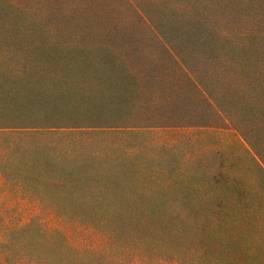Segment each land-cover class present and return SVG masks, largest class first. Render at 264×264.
I'll use <instances>...</instances> for the list:
<instances>
[{
	"label": "rangeland",
	"instance_id": "374dc122",
	"mask_svg": "<svg viewBox=\"0 0 264 264\" xmlns=\"http://www.w3.org/2000/svg\"><path fill=\"white\" fill-rule=\"evenodd\" d=\"M66 107L108 117L90 148L162 195L135 215L154 206L179 231L125 243L126 264H264V0H0V112ZM226 177L237 216L251 207L257 222L203 223L217 203L202 194ZM45 207L0 177V227L37 220L78 249L102 245Z\"/></svg>",
	"mask_w": 264,
	"mask_h": 264
},
{
	"label": "trees",
	"instance_id": "16d2710c",
	"mask_svg": "<svg viewBox=\"0 0 264 264\" xmlns=\"http://www.w3.org/2000/svg\"><path fill=\"white\" fill-rule=\"evenodd\" d=\"M93 112L73 107L0 112V177L5 185L33 197L51 213L76 218V223L102 239L101 246L78 249L60 228L45 227L37 220L0 227V264H126L129 254L118 251L125 243L140 244L137 237L143 239L148 233L160 241L166 238L172 241L178 235L176 227L173 232L164 229L163 217L154 206L148 205L152 211L149 215L154 219L144 211H139L141 217L134 214L132 208L137 204L146 203L147 198L161 201L162 195L138 188L144 184L142 175L113 173L116 171L113 157L92 151L93 130L102 129L98 127L99 120L108 118L104 113ZM237 146L251 160L255 159L251 149L241 143ZM100 159L109 160L104 171ZM73 160L77 163L69 162ZM85 160L93 162L86 166ZM212 169L214 166L209 168ZM231 185L226 177L221 186L207 187L202 198L217 205L208 209L209 214L201 218L203 223L217 227L220 223L257 222V211L251 207L237 216L244 209V202L243 198L228 201L224 191ZM217 210L222 214L216 213ZM132 216L138 219L131 220ZM179 216L181 220L184 218Z\"/></svg>",
	"mask_w": 264,
	"mask_h": 264
}]
</instances>
